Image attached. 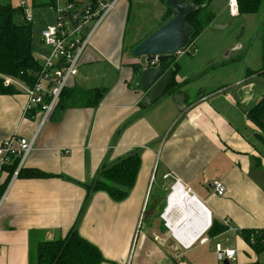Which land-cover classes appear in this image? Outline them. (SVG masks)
Instances as JSON below:
<instances>
[{
  "label": "crops",
  "instance_id": "1",
  "mask_svg": "<svg viewBox=\"0 0 264 264\" xmlns=\"http://www.w3.org/2000/svg\"><path fill=\"white\" fill-rule=\"evenodd\" d=\"M27 1L39 16L48 8L34 3L49 0ZM147 1L157 12L146 36L163 24L166 13L160 0ZM131 6L133 0L117 3L94 34L70 81V88H106L97 107L59 105L41 126L36 108L27 113L28 97L20 84L15 85L18 92L0 95V145L15 135L35 136L23 168L52 175L16 177L7 188L0 210V264H36L35 244L64 239L74 229L99 247L106 259L101 264H163L174 258L183 264L196 246L210 245L211 264H223L218 246L235 250L236 264L264 263V252L257 253L237 231L264 230V137L259 136L261 127L249 118L264 88L258 87L260 76L248 75V70L263 66L253 69L246 64L254 44L226 49L238 43L232 37L235 31L227 33L228 27L225 41L217 38L222 30L213 24L223 22L224 13L227 19L225 0L220 12H214L213 24L190 42V53L176 57L168 67H175L176 72L166 94L145 108L141 103L145 92L131 84L136 72L133 64L139 63L131 51L146 36L135 39L130 49L127 46ZM39 16L34 15L36 58L47 53L41 30L48 22ZM230 16L245 17L244 35L247 22L254 21L256 33L262 26L264 7L255 14ZM248 39L252 42V34ZM134 153L141 165L126 199L114 201L105 192L89 196L86 185L93 183L103 166ZM11 167L0 178V197ZM214 180L224 182V196L215 193ZM177 182L209 210L206 230L213 219L223 224L228 219L237 230L227 229L212 238L205 231L192 246L184 245L173 234L169 212L174 219L180 212L170 211L168 197L167 208L160 214L168 187Z\"/></svg>",
  "mask_w": 264,
  "mask_h": 264
},
{
  "label": "trees",
  "instance_id": "2",
  "mask_svg": "<svg viewBox=\"0 0 264 264\" xmlns=\"http://www.w3.org/2000/svg\"><path fill=\"white\" fill-rule=\"evenodd\" d=\"M190 1L197 4L198 9L188 19L192 26L189 42L213 24L216 17L214 11L209 7L213 0ZM49 4L38 5V3H34V6L49 7ZM263 7L264 0H238L239 15L255 14L263 10ZM168 10L171 15L166 16L162 23L173 16V12L169 8ZM34 42V23H29L24 19L23 8L21 6L13 8L11 5L0 4V95L18 92L15 85L7 86L4 84L6 77L20 80L27 85H33L36 82L35 75L40 64L34 55ZM169 66H165V69H170L173 76L176 72L175 67L168 68ZM133 67L135 71L138 70V64H133ZM252 74L264 79V70H248V75ZM106 90L103 87L82 89L74 86L70 88L68 85L62 93L57 107L62 105L63 107L95 108L102 101ZM172 91L173 89L169 90V92ZM249 118L264 130V96L250 110ZM140 165L141 158L137 153H134L114 164L103 166L93 183L86 185L89 196L94 192H105L114 201L126 199L135 184ZM10 166H12L10 169L12 174L16 166V159ZM51 176L37 169L23 168L18 177L46 178ZM7 183L2 186L1 192L4 191ZM227 229L225 224L213 219L210 228L207 230V235L211 238L216 237ZM238 233L257 253L264 252V230L244 229L238 230ZM33 257L36 264H101L106 261L99 247L84 238L76 229L72 230L64 239L38 242L33 247ZM231 264L236 263L231 262ZM245 264L264 263L255 261Z\"/></svg>",
  "mask_w": 264,
  "mask_h": 264
},
{
  "label": "built area",
  "instance_id": "3",
  "mask_svg": "<svg viewBox=\"0 0 264 264\" xmlns=\"http://www.w3.org/2000/svg\"><path fill=\"white\" fill-rule=\"evenodd\" d=\"M119 1H48L50 3L49 7L55 10L56 18L54 22L48 23L41 30L42 42L47 48V53L36 58L40 64V68L35 75L36 82L33 85H27L26 83L25 85L22 81L19 83L18 80L11 77H6L4 82L7 86L20 84L19 86L25 90L28 97L27 113L36 108L41 126L51 118L56 110L64 89L78 73L82 58L89 47L91 39ZM20 6L24 10V19L29 23H34L33 9L29 6L28 1L20 0ZM228 8L231 14H239L238 0H228ZM190 44L189 42L186 47L180 49L176 53V57L189 54ZM195 52H198L197 48H195ZM157 64V60L151 63L153 66H157ZM34 137L29 139L15 135L0 145V178L16 159V166L4 193L0 197V210L5 200L7 188L12 180L19 176L33 150ZM212 187L218 196H224L227 191L224 182L221 180H214ZM224 224L229 230H237L230 226L228 219L224 220ZM173 234L175 235L174 232ZM217 251L221 260L224 261L227 258L230 262H236L235 250H223L218 246ZM163 264H180V262L178 258H174Z\"/></svg>",
  "mask_w": 264,
  "mask_h": 264
},
{
  "label": "water",
  "instance_id": "4",
  "mask_svg": "<svg viewBox=\"0 0 264 264\" xmlns=\"http://www.w3.org/2000/svg\"><path fill=\"white\" fill-rule=\"evenodd\" d=\"M165 5L173 12V16L136 44L131 51L133 57L139 60L138 70L134 73L131 84L133 88L145 92L141 101L145 108H150L166 94L172 80V71L165 69V66H169L176 53L189 44L192 26L188 19L198 9L197 4L190 0H166ZM221 27L223 26L216 25L215 28L222 29ZM142 58L144 63L141 62ZM156 60L157 66L151 65ZM165 213L168 214V211ZM223 264L231 263L226 258Z\"/></svg>",
  "mask_w": 264,
  "mask_h": 264
},
{
  "label": "rangeland",
  "instance_id": "5",
  "mask_svg": "<svg viewBox=\"0 0 264 264\" xmlns=\"http://www.w3.org/2000/svg\"><path fill=\"white\" fill-rule=\"evenodd\" d=\"M226 1L228 2V0H226ZM165 2H166V0H160V3H159V5L162 8H164V10L166 9V13L164 14V16L162 18V22L165 20V17L170 14L168 7L165 5ZM0 4L11 5L13 8H18L20 6V0H0ZM151 5H152L153 9L150 8ZM222 5H223V7L225 6V0H213V3L210 4V6L209 5L208 6L211 8L212 11H214V12L219 11L220 12V7ZM42 9H44V8H42ZM39 10H40V8H39ZM33 12H34L33 13L34 15L39 16L38 12H36V11H33ZM156 12H157V8H155L153 6V3H150L147 0H133V6H131V16H130V18H132V22H131V25H129L130 30H131V34L128 35V37H127V40H128V38H130L129 43L127 45L129 47V49H130L131 43L133 41H135V39H139V38L142 39L146 36L145 34L149 32V31H147V29L152 24V20L155 17ZM224 12H225V10H224ZM41 13L42 14L40 16H42V18H41L42 22H43V19L46 20L48 23L54 22V20L56 18V14H55V10L53 8L48 7V8H46L45 11H42ZM221 16H222L224 21L223 22L219 21V22L222 24H220L219 22L213 24L214 28L216 27V25L223 26V27H221L222 29L217 28L218 30H222L221 32L218 33L217 38L225 41V39L227 37L225 34V29L228 27L227 33L235 31V34H234V36L232 35V37H234V39H236L238 41V43L236 42L234 44H231L226 49H229L232 46L237 45V44L240 45V44L245 43L246 48H247V46L250 47L251 45L254 44L251 52H249V55L247 57L248 59L246 60V64L248 65V67L253 68V69H258V68L263 66L262 67L263 69L262 68L258 69V71L259 70L263 71L264 70V18L261 22V25H262L261 29H263L261 32H260V30H261L260 29L259 31H257L255 33L254 32V21H251V22L248 21L247 22L248 23L247 32H246V35H244L243 33H244L245 25L241 24L245 20L244 16L238 17V18H232L230 16V10L226 11L227 19L225 18V13L222 14ZM246 18H248V17H246ZM255 19H256V22L259 24L260 15H258ZM225 20H226V22H225ZM144 24H146V25H144ZM140 25H143V26H140ZM35 29H36V26H35ZM35 34H36V31H35ZM251 34L253 36L252 42H250L248 39L249 35H251ZM37 46L44 49V46L42 44H40L39 42H38ZM141 60H142L141 62L143 63L144 58H142ZM257 81H258V87L263 89L264 88V79L261 78V79H258ZM19 83H20V80H19ZM262 134H264L263 129H262V132L259 134V136H261V138L264 137V135L262 136ZM172 187L173 186L170 185L166 191L165 202H164V204L160 210L161 215L163 214L164 210L167 208V197H169L168 195L171 194ZM212 246L213 245H210V246L205 247L203 249L198 248L196 246L194 248V251L190 255L183 258L182 263L183 264H211L207 256H209V251H210V248ZM261 257H262L261 261H264V254H262Z\"/></svg>",
  "mask_w": 264,
  "mask_h": 264
},
{
  "label": "bare ground",
  "instance_id": "6",
  "mask_svg": "<svg viewBox=\"0 0 264 264\" xmlns=\"http://www.w3.org/2000/svg\"><path fill=\"white\" fill-rule=\"evenodd\" d=\"M189 195L180 183H176L169 199L170 211L175 209V212H180L176 219L169 212L174 232L187 247L192 246L207 231L211 221L209 210Z\"/></svg>",
  "mask_w": 264,
  "mask_h": 264
}]
</instances>
